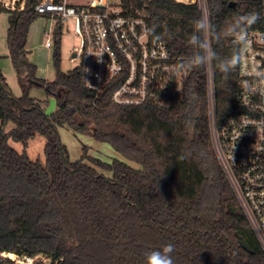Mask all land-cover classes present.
I'll list each match as a JSON object with an SVG mask.
<instances>
[{"label":"trees","instance_id":"1","mask_svg":"<svg viewBox=\"0 0 264 264\" xmlns=\"http://www.w3.org/2000/svg\"><path fill=\"white\" fill-rule=\"evenodd\" d=\"M36 1L26 0L22 11L0 4L8 22V55L0 59L10 60L20 89L19 96L13 95L0 71V254L39 255L48 264H144L147 252L172 244L174 264H264V250L210 140L207 64H187L199 51L190 43L196 21L203 20L197 3L125 0L128 11L144 19L150 38L165 42L188 69L179 101L141 114L152 120L144 119V127L136 129L125 119L133 110L111 102L119 81L94 102L79 67L61 70L59 32L51 55L54 79L37 76L26 49L30 26L40 18L34 11ZM206 4L210 45L216 53L211 63L215 111L222 121L237 111L239 88L237 66L228 72L219 68L222 60L237 52L233 37L225 33L237 17L252 12L260 19L245 28H259L261 0H206ZM200 35L205 39V31ZM33 89L55 100L53 113L46 114L43 101L31 97ZM148 124L172 128L167 141L151 139ZM62 126L109 144L139 168L119 160L104 163L85 153L71 160L60 140ZM36 137L45 140L43 162L27 155ZM10 140L22 145V153L9 145ZM177 152L199 170L194 193L180 191L177 177L170 173ZM239 237L250 253L241 247Z\"/></svg>","mask_w":264,"mask_h":264},{"label":"built area","instance_id":"2","mask_svg":"<svg viewBox=\"0 0 264 264\" xmlns=\"http://www.w3.org/2000/svg\"><path fill=\"white\" fill-rule=\"evenodd\" d=\"M25 2L0 0L4 9L12 11H22ZM187 3H197L207 22L205 39L210 43L206 0ZM34 11L50 22L51 28L44 32L49 40L61 34L65 22L73 21L79 45L71 52L70 61L78 62L83 85L92 92L94 102L104 97L115 81L120 83L111 102L139 114L171 107L181 98L187 67L178 63L165 42L150 38L144 19L132 15L125 0H37ZM245 31L250 45L246 52L231 40L241 53L237 65L238 109L222 121L215 111L212 65L207 64L209 132L218 164L264 250V81L250 75L254 67L264 72V0L261 26ZM45 47H52L50 41ZM4 254H0V264L47 261L39 255L31 258L12 254L10 259Z\"/></svg>","mask_w":264,"mask_h":264},{"label":"rangeland","instance_id":"3","mask_svg":"<svg viewBox=\"0 0 264 264\" xmlns=\"http://www.w3.org/2000/svg\"><path fill=\"white\" fill-rule=\"evenodd\" d=\"M187 3V0L180 1ZM7 15L0 13V56H7L8 50L6 45V32H7ZM50 22L43 17L37 19L29 29L26 49L29 52L28 57L30 61L37 66V76L46 81H52L54 79V68L51 59L54 38H47L44 32L50 29ZM50 41L52 47L46 48L45 43ZM79 45V38L74 31V23L69 20L64 23L61 36H60V52H61V70L67 72L78 66V62L70 61L71 52L75 47ZM1 68L9 84V88L13 95L19 96L20 89L17 84L16 75L13 71L11 62L8 58H2ZM30 95L37 98L44 103V110L46 114H51L56 109V102L53 98H49L42 90L33 89ZM125 118L130 125L136 129L144 127L143 121L148 118V115H141L135 111L128 113ZM120 116V114H118ZM149 119V118H148ZM147 119V120H148ZM149 120H152L151 118ZM146 124V123H145ZM11 128V125L7 127V130ZM147 130H152L150 138L153 140H160V142H166L167 137L170 134L172 128L160 125H147ZM61 143L67 148L71 160L79 159L83 153L89 157L100 160L104 163H110L113 160L122 161L132 167L139 168V166L133 162L126 160L118 152H116L109 144L95 141L88 136L79 135L73 132L67 126L58 128ZM18 153H22L23 147L19 143L13 141L8 142ZM44 145L45 140L42 137H36L33 139L27 148V155L32 160H44ZM85 148V152L83 149ZM176 153V152H175ZM174 153V161L170 168L171 175H175L178 179V189L186 193H194L198 189L199 181L201 179L197 166L189 161L183 153ZM106 176H110L109 172H103ZM44 264H48L45 261Z\"/></svg>","mask_w":264,"mask_h":264},{"label":"clouds","instance_id":"4","mask_svg":"<svg viewBox=\"0 0 264 264\" xmlns=\"http://www.w3.org/2000/svg\"><path fill=\"white\" fill-rule=\"evenodd\" d=\"M260 19L258 13L252 12L246 15L239 16L234 23L226 30V35L233 37L234 43L242 45L244 52L247 51L249 41L245 26H251ZM197 32L190 37V43L199 49L188 61L189 67H201L206 64H211L216 59L215 50L211 47L206 39H202L200 33L206 31L207 22L203 20L196 21ZM241 60V53L235 52L230 58H226L220 62L219 68L221 71L228 72L234 69ZM250 75L264 81V72H259L255 67ZM90 84V83H89ZM91 85V84H90ZM174 246L166 244L160 249H155L145 254L144 264H174L172 253Z\"/></svg>","mask_w":264,"mask_h":264},{"label":"water","instance_id":"5","mask_svg":"<svg viewBox=\"0 0 264 264\" xmlns=\"http://www.w3.org/2000/svg\"><path fill=\"white\" fill-rule=\"evenodd\" d=\"M229 6L232 7V8H234V7H235V3H230ZM0 82H1V80H0ZM238 240H239V243H240L241 247H242L245 251H247V252L250 253L251 250H250L249 246L247 245V243L244 241V239L241 238V237H239Z\"/></svg>","mask_w":264,"mask_h":264},{"label":"crops","instance_id":"6","mask_svg":"<svg viewBox=\"0 0 264 264\" xmlns=\"http://www.w3.org/2000/svg\"><path fill=\"white\" fill-rule=\"evenodd\" d=\"M8 55V54H7ZM0 57H2V56H0ZM4 57V56H3ZM2 61H3V59H0V71H1V74L3 75V77L5 78V74L3 73V70H2V66H1V63H2ZM14 71V70H13ZM5 81H6V83H7V79L5 78ZM7 85L9 86V84L7 83ZM32 98H35V97H33V96H31ZM35 99H37V98H35Z\"/></svg>","mask_w":264,"mask_h":264},{"label":"bare ground","instance_id":"7","mask_svg":"<svg viewBox=\"0 0 264 264\" xmlns=\"http://www.w3.org/2000/svg\"><path fill=\"white\" fill-rule=\"evenodd\" d=\"M7 255V257L6 258H13V255L12 254H6ZM4 257H5V254H4Z\"/></svg>","mask_w":264,"mask_h":264}]
</instances>
